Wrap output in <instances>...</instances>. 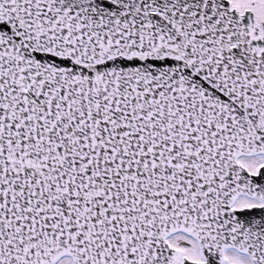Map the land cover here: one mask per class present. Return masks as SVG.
Returning a JSON list of instances; mask_svg holds the SVG:
<instances>
[{"label":"snow or ice","instance_id":"6c2138e0","mask_svg":"<svg viewBox=\"0 0 264 264\" xmlns=\"http://www.w3.org/2000/svg\"><path fill=\"white\" fill-rule=\"evenodd\" d=\"M0 264H264V0H0Z\"/></svg>","mask_w":264,"mask_h":264}]
</instances>
